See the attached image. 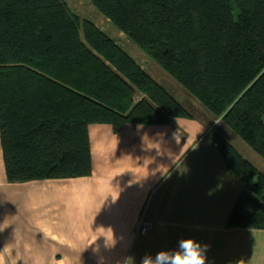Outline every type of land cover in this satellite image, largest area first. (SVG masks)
<instances>
[{
    "label": "trees",
    "instance_id": "1",
    "mask_svg": "<svg viewBox=\"0 0 264 264\" xmlns=\"http://www.w3.org/2000/svg\"><path fill=\"white\" fill-rule=\"evenodd\" d=\"M264 160V0H91ZM187 109L65 0H0V144L9 182L91 173L88 125L156 124ZM244 186L228 227L264 229V173L214 133Z\"/></svg>",
    "mask_w": 264,
    "mask_h": 264
},
{
    "label": "crops",
    "instance_id": "2",
    "mask_svg": "<svg viewBox=\"0 0 264 264\" xmlns=\"http://www.w3.org/2000/svg\"><path fill=\"white\" fill-rule=\"evenodd\" d=\"M171 93L191 117L88 125L86 176L9 182L0 144V264H142L186 238L209 245L206 264H264V229L227 226L244 186L213 134L252 153L184 88Z\"/></svg>",
    "mask_w": 264,
    "mask_h": 264
},
{
    "label": "rangeland",
    "instance_id": "3",
    "mask_svg": "<svg viewBox=\"0 0 264 264\" xmlns=\"http://www.w3.org/2000/svg\"><path fill=\"white\" fill-rule=\"evenodd\" d=\"M70 10L77 14L81 20L89 19L97 26L105 30V32L115 39L117 43L122 45L131 56L146 69L150 75L158 82L163 84L169 91L175 90V85L180 84L176 82L158 63L149 58L139 47L132 42L127 36L115 28L104 14H102L91 0H65ZM181 87V86H180ZM238 141L248 150L251 155H248L247 151L241 149L246 156L250 158V162L256 166L261 172L264 173V160L254 152L241 138H237Z\"/></svg>",
    "mask_w": 264,
    "mask_h": 264
},
{
    "label": "clouds",
    "instance_id": "4",
    "mask_svg": "<svg viewBox=\"0 0 264 264\" xmlns=\"http://www.w3.org/2000/svg\"><path fill=\"white\" fill-rule=\"evenodd\" d=\"M208 247L209 245L202 244L193 238L181 239L173 249H162L154 255L146 254L142 264H206Z\"/></svg>",
    "mask_w": 264,
    "mask_h": 264
},
{
    "label": "built area",
    "instance_id": "5",
    "mask_svg": "<svg viewBox=\"0 0 264 264\" xmlns=\"http://www.w3.org/2000/svg\"><path fill=\"white\" fill-rule=\"evenodd\" d=\"M150 229L151 223L147 221H139L136 228V230L141 234L147 233Z\"/></svg>",
    "mask_w": 264,
    "mask_h": 264
}]
</instances>
